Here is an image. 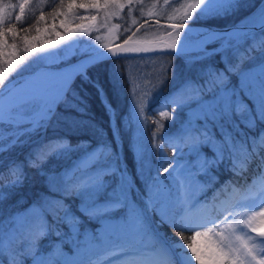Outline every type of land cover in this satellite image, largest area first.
Segmentation results:
<instances>
[{"label": "snow or ice", "instance_id": "6c2138e0", "mask_svg": "<svg viewBox=\"0 0 264 264\" xmlns=\"http://www.w3.org/2000/svg\"><path fill=\"white\" fill-rule=\"evenodd\" d=\"M43 3L0 0V204L8 198L6 193L24 187L27 169L40 177L42 185V191L26 207L21 205L0 219V264H192L193 259L196 264H264V0L231 26L196 33L192 29L201 20H227L252 4L249 0H177L179 7L165 13L171 29L166 55L181 60L187 73L199 66L197 75H188L176 90L182 101L199 106V115L197 127L186 129L177 138H166L167 126L154 122L156 174L149 173L142 188L136 180L144 174L143 157L138 160L133 154V176L120 157L119 146L113 148L119 125L111 141L99 140L95 146L83 140L73 144L68 135H54L35 145L32 138L47 136L50 129L56 132L68 123L65 112L78 114L71 122L73 128L93 125L82 119L87 109L72 87L79 79L105 98L99 79L88 75L91 68L111 61L110 78L123 81L129 91L142 79L146 99L138 108L144 116L151 101L176 79L174 65L155 69L145 65L128 79L127 69L116 66L120 57L112 59L114 47L132 54L124 56L125 60L156 57L139 55L147 53L150 49L145 45L152 42L134 39L136 32L126 26L124 32L131 34L122 44L103 45L111 55L90 46L75 65L61 61L68 71L33 73L30 80L23 81L33 64L71 46L67 43L70 37L56 30L57 22L76 43V31L83 35L92 27L75 25L74 20L96 21L99 10L104 9L103 26L111 32L120 25L109 27L108 21L118 15L117 9L125 7L123 0H67L66 4L61 0L48 12L52 18L49 32L47 23L41 29L27 18ZM137 5L143 17L145 6L140 0H127L130 18ZM154 7L149 8V14ZM78 8L97 9V13L81 15L75 11ZM181 9L182 18L174 21ZM34 19L44 21V12ZM32 28L56 39L33 44L37 37L29 34ZM18 39L23 43L18 45ZM95 39L101 38L97 35ZM215 58L219 65L212 63ZM165 107L169 111L160 110V115L174 121L172 106L166 103ZM109 109L115 111L106 103V113ZM112 119L109 116L110 123ZM24 147L29 150L23 159H3ZM168 147L172 148L171 159L164 153ZM64 158H72L68 167H46L51 160ZM222 165L237 179L225 180L208 197L209 189L219 183L217 173ZM249 171L254 172L251 181L246 178ZM72 200L77 201L75 211L69 203ZM82 220L102 221L103 234L96 229L89 234L82 228ZM164 227L178 239L169 242L166 234L161 235ZM69 228L75 235L78 256L83 249L82 258L68 261L55 248L41 250L42 242L55 237V243Z\"/></svg>", "mask_w": 264, "mask_h": 264}, {"label": "trees", "instance_id": "16d2710c", "mask_svg": "<svg viewBox=\"0 0 264 264\" xmlns=\"http://www.w3.org/2000/svg\"><path fill=\"white\" fill-rule=\"evenodd\" d=\"M15 2V0H13ZM61 0H49L45 5L40 7L38 11L29 12L28 20L31 21L32 24L44 28L45 24L49 25L48 31L52 32L51 24L52 18L48 16V12L51 11V6L54 4H59ZM80 0H78V3ZM88 2V0H85ZM140 2L145 6L143 11V17L140 14L139 5L135 6L132 11L131 18L127 15L128 6L126 5L123 10L118 12V15L110 18L109 27L112 24L120 25L119 28L115 29L112 34V40L106 37L105 33L108 27H104L103 23H101L102 19L101 14L99 12V18L96 20L97 26L96 28L82 36L78 40V45L75 48V51H78L77 55H73L67 61L72 63L80 58H82L81 53L88 52L90 46L95 47L97 50L105 48L103 45L108 44L113 45L119 42H122L127 35H130L131 32H124V27H129L131 31L136 32L135 38H137L138 34H141V31H145L147 28H151L157 25L162 26L167 29L168 19L165 13L171 12L172 7H179V3H185L186 0H167V4L165 0H140ZM252 4V7L246 8L240 13L229 17L227 20H209L203 19L195 26L201 28H216V27H224L225 25L231 26L238 21H240L244 16L251 14L256 10L258 6L261 4V0H249ZM64 3H67V0H64ZM155 5L156 7L152 8V14H149V8ZM41 11L45 14L44 21H37L34 17L39 16ZM75 11L81 15H94L96 14V10H90L91 14H88L82 8L75 9ZM100 11V10H99ZM28 12V10H26ZM104 13L105 11L102 10ZM159 12L161 15L157 16L156 13ZM183 16V10L181 9L174 16V21L179 20ZM133 19L137 21L136 24H133ZM88 21V20H87ZM147 21V23H145ZM86 22L81 20H75V23ZM144 25V27H140V25ZM60 24L57 22L56 30H59ZM137 29H139L137 31ZM31 36H36L37 39L32 41L33 44H40L44 42V40L51 39L53 36H48L47 33L43 31L41 33H37L34 28L30 29ZM23 35V33H21ZM99 35L100 40L97 41L95 37ZM138 35V36H137ZM9 43L12 41V37H8ZM36 41V42H35ZM18 45L22 44L21 40L16 41ZM84 46L81 50V48ZM152 57H156L155 59H144V60H125L124 56H115L112 57L113 60H117V57H120L117 60V68L123 66L127 69L128 79H132L135 71L142 70L145 65L153 67H168L169 65H174L176 69V79L170 80L168 85L164 87V89L155 97L154 100L151 101V105L147 110V114L144 116L139 115L138 106L144 102L146 99L145 96V82L141 79L134 82V86L129 91L128 88L125 87L123 81H118L116 79H111V69L112 63L108 61L106 63L101 64L99 67L91 68L88 72V75L93 79H99L100 84L104 87L105 90V98H102L97 95V92L90 85L82 84V82L77 79L75 83L72 85L73 89L79 93L80 97L83 98V107L87 109V115L82 119L84 121H92V126H85L79 128L71 127V122L73 119H77L78 114L75 112H65L64 115L68 118V123L61 124L56 132H53L51 129L48 131L47 136L33 137L32 144H38L42 140L48 139L54 135H68L71 138L73 144L83 140L90 142L93 146L96 145L97 141L103 140L104 142H108L112 140V134L109 125V116L113 117L112 123L114 126V130H116L117 126L120 127V132L117 137L120 140V148L119 154L123 161L127 163L128 171L135 176V167L133 164V154H136L137 159L139 160L141 156L143 157V165H144V174L141 175L136 180V185L139 188L143 187V181H145L149 173L151 175L156 174V161H155V150L153 149V143H156L153 139V131H155L156 124L154 122H159L166 125V129L164 131V135L166 138H172L174 133H179L185 126L190 127L191 129H195L197 127L196 120L198 115H191V110L195 108V104H188L181 100L180 93L176 90L181 84L182 80L186 78L188 75L196 76L199 72V66L193 69L192 73H187L184 71L182 66V61L177 59H172L166 54H156L150 55ZM212 63L219 65V58H215L212 60ZM34 71V70H33ZM30 71L29 73H31ZM28 72L24 73L22 79L26 77ZM7 75V73H6ZM71 98V96L69 97ZM173 100L176 101V104H173ZM104 102V103H103ZM111 103L114 108V112L109 109L106 113L105 104ZM169 104L172 106V113L174 114V121H170L167 118H164L160 115V110L169 111V108L165 107V104ZM180 104L181 107L177 108L176 105ZM111 110V112H110ZM61 112H64L63 107L60 109ZM143 128V131L141 130ZM98 129H102V132H98ZM195 135V133H193ZM113 148H116L115 144H113ZM29 148L24 147L22 149L18 148L15 152L11 154L5 155L3 159L5 161L12 159H23L24 156L28 153ZM164 153L168 159L172 158V148L168 147L164 149ZM187 158V157H185ZM180 159V157H177ZM72 163V158H64L59 160H51L46 166L52 170H59L61 168L68 167ZM28 179L25 182L24 187L16 189L12 192L6 193L7 199L0 204V208L3 209V212L0 213V219L6 218L10 213L19 209L21 205L27 206L32 200L36 198V196L42 191V185L40 177L36 175V173L27 169ZM219 176V183H217L214 187H211L207 192V196L211 197L214 190L220 187L225 180L231 178L232 180H236L237 178L232 176L230 172H228L224 165L221 166L220 171L217 173ZM254 172L249 171L246 174V178L251 181L253 178ZM167 174H165L166 178ZM202 179L207 180V177H203ZM167 182V181H166ZM259 183V180H257ZM203 198V197H202ZM19 201V204L16 203ZM71 204L72 210L75 211L77 207V201H69ZM104 223L102 221H92L82 220L81 226L84 230H86L89 234L92 233L93 229H96L97 232L100 233L104 231ZM161 235H165L168 237L169 241L176 240V237L173 231L164 227L160 230ZM185 235H190V233H185ZM55 241V237H50L48 240L42 242L41 250L47 251L49 249L55 248L59 251L60 254H72L77 247V242L75 239L74 232L69 229L64 230V234H62L61 238ZM79 258L83 256V250L81 251ZM6 264V261H5Z\"/></svg>", "mask_w": 264, "mask_h": 264}, {"label": "rangeland", "instance_id": "374dc122", "mask_svg": "<svg viewBox=\"0 0 264 264\" xmlns=\"http://www.w3.org/2000/svg\"><path fill=\"white\" fill-rule=\"evenodd\" d=\"M47 1H49V0H44V3L41 5V7L43 5H45ZM32 3L33 4H37V3H39V0H32ZM123 3L126 6L127 5V0H123ZM260 6H261V4H260ZM39 8H36L34 11H38ZM83 10L86 11L88 14H91L89 12L90 10H93V11L96 10V12H97V9H83ZM102 10H104V9H100V11H99L100 14H101V18L100 19H102L101 23H103V17H104V13L102 12ZM116 11L119 12L120 10L117 9ZM115 16H112L111 19L113 17H115ZM110 21L111 20L108 21V24L110 23ZM73 23L75 25H80L81 23H84L86 26H91L92 27V31L97 26V24H95L96 21H92L90 19L88 21H86V22H79V23H75V20H74ZM204 30H206V29L205 28H201V27H197V26H194V28L192 29V31L194 33H196V32H202ZM58 31H60L63 35H66V36H69L70 37V39L67 41V43H69L71 46L68 47V48H66V49H64L62 52H60L59 54L53 56L49 60L44 61L43 63L38 62L36 64H33L32 65V68L27 71L28 73L30 71L34 72L36 70L45 69V68H49V67H51V68H58V67H61V66H65L63 63H61V61L62 60H68L73 55L74 56L77 55L78 51H75V48L78 45L79 38L82 37V36H84V35H86L87 33H89V32H85L83 35H81L80 32L77 30L76 31V34H75V40L77 42L76 43H72L71 33L70 32H66L63 28H59ZM168 31H171V29H169V28L165 29L162 26L157 25V26H154V27H151V28H147L145 31L144 30L141 31L140 32L141 34H138L140 36L137 35L138 37L137 38L134 37V39H139L141 41H146V42L151 41L152 43L146 44L147 46H166V43H167V40H168V37H167V32ZM113 32H114V30L111 31V32H109V28L106 30L105 35H106V37L110 38V41L112 40V37H113L112 34H113ZM51 39H56V37L53 36V37H51ZM44 41H46V40H44ZM83 47L84 46H82L81 48H79V50H81ZM49 74L54 75L53 73H49ZM191 115H199V106L198 105L195 106V108H193L191 110ZM109 125H110L111 134H112V132L115 131L114 130L113 123H112V120H111V123H110V120H109ZM186 129L187 130H191L190 127L185 126L179 133H174L173 136H172V138H177V137L181 136L185 132ZM115 146L116 147L119 146V148H120V140H119L118 137H116ZM5 227H6V225H5ZM100 233L103 234V232H101V231H100ZM250 234L254 235L253 233H250ZM190 235H191V233H190ZM169 242H171V241H169ZM82 250L83 249H80L79 250V253H81ZM74 251L75 252L72 253V254H69V255L68 254H61V256H62V258L66 259L68 261H72V260L77 259V258L80 257V256L77 255V253H78L77 247L75 248ZM190 255H191V253L189 252V256ZM192 264H196V261L194 259L192 261Z\"/></svg>", "mask_w": 264, "mask_h": 264}, {"label": "water", "instance_id": "95a60500", "mask_svg": "<svg viewBox=\"0 0 264 264\" xmlns=\"http://www.w3.org/2000/svg\"><path fill=\"white\" fill-rule=\"evenodd\" d=\"M219 28H223V27H216V28H211V29L216 30V29H219ZM122 43H123V41L122 42H119V43H116V44H113V45H110V46L120 45ZM130 44H131V42H130ZM145 46H147V45H145ZM147 47H149L150 50L147 53H140L139 55L150 56V55H156V54H166L169 51L166 48V46H147ZM113 50L116 52V56L132 55V54H129V53H122V52H120V50H119L118 47H114ZM98 51H100L101 53H104L105 55H111V53L108 52V49L107 48H103V49H100ZM82 59H83V57L80 58L79 60H82ZM71 64H74L75 65L76 64V61L73 62V63H71ZM58 69H62L64 71H68V69L65 66L58 67V68H51V67H49V68H45V69L36 70V71L28 74L22 80L23 81L30 80L32 78V74L33 73H35L36 75H39L41 73L48 72V73H53L54 75H56V74H58V72H57Z\"/></svg>", "mask_w": 264, "mask_h": 264}, {"label": "bare ground", "instance_id": "6f19581e", "mask_svg": "<svg viewBox=\"0 0 264 264\" xmlns=\"http://www.w3.org/2000/svg\"><path fill=\"white\" fill-rule=\"evenodd\" d=\"M104 103V102H103Z\"/></svg>", "mask_w": 264, "mask_h": 264}]
</instances>
